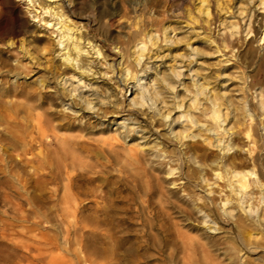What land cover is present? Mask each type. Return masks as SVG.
I'll list each match as a JSON object with an SVG mask.
<instances>
[{"label": "bare ground", "instance_id": "bare-ground-1", "mask_svg": "<svg viewBox=\"0 0 264 264\" xmlns=\"http://www.w3.org/2000/svg\"><path fill=\"white\" fill-rule=\"evenodd\" d=\"M17 3L26 5L36 24H44L43 33L33 29L5 42L1 58L9 55L16 65L10 68L5 58L0 68L9 67L15 81L41 78L35 81L39 88L1 89L0 109L5 111L4 99L18 102L7 108L22 117V124L16 118L8 124L27 136V164L52 167L45 177L65 183L64 204L70 206L78 183L91 180L87 166L72 177L68 170L93 154L108 159L122 154L136 170L155 167L168 180L190 182L227 224L240 252L264 256V245L251 242L256 234L264 241V0H187L173 19H167V0H143L133 12L96 13L97 21L119 17L114 25L122 37L111 39L105 32L102 41L72 26L70 19L94 14L82 3L60 11L39 9L40 0ZM44 15L50 22L39 19ZM145 17L160 21L146 26ZM103 25L113 26L112 19ZM50 86L52 94L43 92ZM56 102L71 118L58 116ZM85 115L88 123L75 124ZM109 130L114 136L107 140L86 138ZM73 209L79 215V255L86 248L87 258L124 264L122 241L95 238L82 245L79 228L89 218L81 206ZM198 214L207 235L219 233L215 223ZM104 218L98 217L96 224H104ZM138 251L132 248L130 257L136 258ZM186 251L191 258L192 246Z\"/></svg>", "mask_w": 264, "mask_h": 264}, {"label": "rangeland", "instance_id": "rangeland-1", "mask_svg": "<svg viewBox=\"0 0 264 264\" xmlns=\"http://www.w3.org/2000/svg\"><path fill=\"white\" fill-rule=\"evenodd\" d=\"M17 1L20 0H0V30L3 34L0 51L5 42L17 41L24 34L33 32V29L43 33L40 25L44 24H36L37 21L32 19L34 14L30 16L26 5ZM76 1L40 0L39 9L60 7V11L67 6L72 8L75 3L84 4L91 8L94 16L90 12L91 16L81 15L70 19V22L81 30V34L87 31L97 34L100 41L105 40V32L111 39H120L122 36L117 34L114 25L119 17L97 21L96 13L108 11L113 16L124 9L133 12L136 3L143 2L126 0V4L121 5L118 0ZM186 1L167 0V19H173ZM34 12L38 14L40 11ZM39 19L45 22L51 20L45 15ZM107 19H112L113 26L103 27ZM159 21L156 18L151 22L147 17L142 20L146 26ZM121 33L126 34V30ZM5 58L9 59L10 68L15 67L12 57L4 55L1 58L0 55V59ZM9 67L0 68V90L8 87L28 90L29 85L35 87V81L41 78V75H37L29 81H15ZM35 88L39 87L36 85ZM52 88L50 86L49 90L43 92L52 94ZM115 96L120 99L117 93ZM17 103L13 99H4L2 108L5 111L0 109V264H118L117 259L87 258L86 248L79 255L76 224L79 215L73 209L74 204L81 206L89 218L79 228L82 245L95 238L122 241L126 250L119 254L123 256L124 264H264V256L258 251L254 252L255 257L240 252L235 236L226 228L227 224L219 220L218 213L205 205L201 196L191 189L190 182L168 180L155 167L136 170L127 164L122 154L116 159L93 154L90 160L80 163L82 167L74 165L72 170H68L67 174L72 177L82 174V168L87 166L85 172L91 180L90 183H78L76 190L74 188L71 191L70 206L64 204L62 197L65 183H53L45 177L52 167L49 169L27 164L30 157L23 147L27 136L22 130H13L8 124L15 118L17 123L22 124V117L7 108ZM55 104L53 110L59 117L69 115L63 113L59 102ZM76 119L75 124L88 123L89 120L86 115ZM112 131L109 130L103 136H85L95 141L107 140L114 136ZM61 134L67 137L80 136L77 133ZM11 136L17 139L18 148H15L16 142ZM37 153L35 150L34 155L37 156ZM181 169L188 171L186 167ZM198 211L217 225L218 234L210 236L205 233ZM102 215L106 216L104 224H96ZM256 235L251 242L263 246L264 241L260 242V236ZM189 245L193 249L191 258L186 251ZM132 248L139 249L136 258L129 255Z\"/></svg>", "mask_w": 264, "mask_h": 264}]
</instances>
